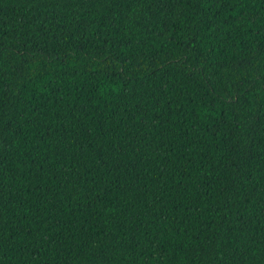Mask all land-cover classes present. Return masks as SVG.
Segmentation results:
<instances>
[{"label": "trees", "instance_id": "obj_1", "mask_svg": "<svg viewBox=\"0 0 264 264\" xmlns=\"http://www.w3.org/2000/svg\"><path fill=\"white\" fill-rule=\"evenodd\" d=\"M0 264H264V0H0Z\"/></svg>", "mask_w": 264, "mask_h": 264}]
</instances>
